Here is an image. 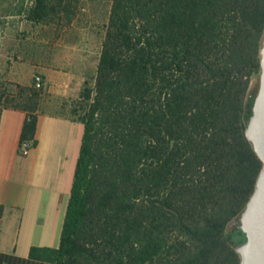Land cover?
I'll return each mask as SVG.
<instances>
[{"label": "trees", "instance_id": "1", "mask_svg": "<svg viewBox=\"0 0 264 264\" xmlns=\"http://www.w3.org/2000/svg\"><path fill=\"white\" fill-rule=\"evenodd\" d=\"M79 1L23 0L17 11L62 27ZM106 18L97 71L68 103L85 131L61 243L33 246L31 257L241 264L236 245L247 235L230 225L264 164L246 133L264 0H112ZM48 96L35 78L0 84V112H28L21 147L37 145Z\"/></svg>", "mask_w": 264, "mask_h": 264}, {"label": "crops", "instance_id": "2", "mask_svg": "<svg viewBox=\"0 0 264 264\" xmlns=\"http://www.w3.org/2000/svg\"><path fill=\"white\" fill-rule=\"evenodd\" d=\"M13 16L0 4V84H30L40 73L49 96L38 117L37 145L27 155L21 134L28 112L12 107L1 111L0 204L5 211L0 217V264H51L30 252L33 246L61 243L85 126L68 112L51 110L50 104L52 97L71 95L73 85L85 80V56L76 58L72 51L77 45L62 43V53L50 54L53 62H38L30 44L38 31L29 29L25 43L5 27Z\"/></svg>", "mask_w": 264, "mask_h": 264}, {"label": "rangeland", "instance_id": "3", "mask_svg": "<svg viewBox=\"0 0 264 264\" xmlns=\"http://www.w3.org/2000/svg\"><path fill=\"white\" fill-rule=\"evenodd\" d=\"M22 1L23 0H0V4L6 8L8 13L14 14L13 17L6 19L5 27H7L12 34H19L25 43H27L26 37L29 29L35 28L38 31V34L35 36V41L30 43L34 45L38 62H53L54 59L50 57L52 52L62 53L64 49L62 43H73L77 45V48H73L72 55L76 58H78L80 54L85 56V79L87 75H94L97 71L105 34L103 26L107 20V13L112 0H80L77 4V16L71 23H64L62 27H58L57 23H41L35 25L24 15L18 14L17 9ZM25 1L27 2L28 0ZM84 81L73 85L71 95L62 96L57 94V96L52 97L53 102L50 104V109L56 112L69 113L70 104L68 103H70L72 99L78 97V92H80L79 88L81 89ZM259 85L260 77H257L252 82V89H259ZM235 225L237 226V224L233 222L230 228H233Z\"/></svg>", "mask_w": 264, "mask_h": 264}, {"label": "water", "instance_id": "4", "mask_svg": "<svg viewBox=\"0 0 264 264\" xmlns=\"http://www.w3.org/2000/svg\"><path fill=\"white\" fill-rule=\"evenodd\" d=\"M262 72L258 93L248 119L246 133L264 163V42L261 49ZM234 222L243 229L247 238L236 245L242 256L241 264H264V164L256 188Z\"/></svg>", "mask_w": 264, "mask_h": 264}, {"label": "built area", "instance_id": "5", "mask_svg": "<svg viewBox=\"0 0 264 264\" xmlns=\"http://www.w3.org/2000/svg\"><path fill=\"white\" fill-rule=\"evenodd\" d=\"M35 79H36V83H37V86L38 87H42L45 85V80H44V77L42 74L40 73H37L35 75ZM1 108V107H0ZM1 118H2V113L0 112V121H1ZM32 145L30 143H25L23 146H22V152L24 155H27L30 150L32 149Z\"/></svg>", "mask_w": 264, "mask_h": 264}]
</instances>
